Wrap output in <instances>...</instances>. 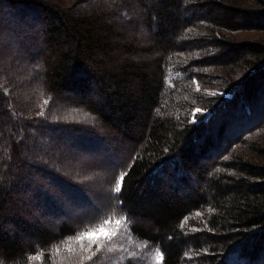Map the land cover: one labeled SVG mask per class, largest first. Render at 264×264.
I'll return each instance as SVG.
<instances>
[{"label": "trees", "instance_id": "1", "mask_svg": "<svg viewBox=\"0 0 264 264\" xmlns=\"http://www.w3.org/2000/svg\"><path fill=\"white\" fill-rule=\"evenodd\" d=\"M255 30L264 0H0V46L31 76L0 56V264H88L65 250L84 228L54 220L48 194L62 141L105 138L130 156L89 223L126 217L163 264H264V126L249 108L264 112V39L233 40ZM230 109L250 125L241 137L214 127Z\"/></svg>", "mask_w": 264, "mask_h": 264}, {"label": "rangeland", "instance_id": "2", "mask_svg": "<svg viewBox=\"0 0 264 264\" xmlns=\"http://www.w3.org/2000/svg\"><path fill=\"white\" fill-rule=\"evenodd\" d=\"M133 11H135V9H133ZM260 37L264 39V31L255 30L252 32H240L234 37L233 40L236 44H238V46H240V43H244L254 38ZM34 42L28 40L26 41V44H34ZM237 52L238 53L233 54H236V57H239L243 51L237 50ZM0 56H2L4 63L3 65L7 67V70H9L10 72L15 71L16 73H19L21 75L26 74V78H28L29 80L31 79V76L28 74V72L25 73L24 71L26 56L18 51V47H12L11 49L7 50L3 49L2 46H0ZM238 59L240 60L241 58H237V60ZM21 68L23 69L21 70ZM24 80L26 79L24 78ZM33 97L34 95L26 96L28 101H34ZM241 99L239 100V103L235 106V108L242 105L244 101ZM249 108L250 114L254 116L252 117L253 119H251L252 121L250 122L252 123L251 126H264V112L262 108L256 105ZM54 109L55 111L58 110L56 106ZM235 111V109H230L229 111H226L225 115L224 113H222V115L218 117V119L220 120L218 121L216 119L217 122L214 123V127L219 126L220 122L224 120L227 124L225 125L226 127L224 128V133H226L227 135L229 131H233L236 136L240 134L239 137H241L245 132L243 131L241 133H237V131L234 130L236 128L238 129V127H242L241 130H245L246 128L250 127V125H242L243 121H241V119L243 117L239 118L238 114L235 113ZM88 123L89 122H83L82 125H86ZM244 123L247 122L244 121ZM72 124L69 127L81 126L80 124L76 123ZM89 125L88 127L90 130H100L99 126H96L95 124L94 126H92L91 123H89ZM260 134L261 135L259 136H261L262 139L259 140V143H262V141L264 142V130L260 132ZM215 137L216 136H214L213 138L215 143L217 144L221 140H218ZM252 138V140H254L255 137L253 136ZM67 141H71L72 143L73 140L69 138V140ZM4 142L5 139L0 140V147L4 144ZM66 143V141H62L59 144L60 150L62 151L61 154L63 155L60 157V175L62 176L64 181H60L57 184L56 192H50L49 194H47L50 195L49 199L52 202H56L60 208L58 213L54 216V220H66L69 222L72 228H84L82 230L84 231L97 225L98 222L92 220V222L89 223L88 221L91 219H95V212L101 210L103 204H106L110 200L112 202V198L110 197V190L113 183H115L116 172L118 171L120 165H122L124 161H126L130 156L131 147L126 143H120L110 138H105L104 141H100L95 144L89 143L85 139L77 143ZM237 150L239 152L242 150V148ZM221 153L213 157L212 160H218ZM151 179L152 178L150 177L147 181H151ZM48 190L50 191V189ZM96 207L98 210L95 209ZM84 212H87V214L89 213V215H84ZM103 212L107 214L109 211H107L106 209L100 211V214H103ZM86 223L87 226L85 225ZM109 227L113 230H115L116 228L114 224L109 225ZM73 243L76 244V250L80 252V245L76 242L75 239ZM84 244L86 247L88 246L87 241H84ZM109 246L113 249L112 251L101 250L100 252H96L94 256L92 255L94 252L91 253V251H96L95 246H93L91 251H89L90 254H87L85 252L80 253H83L81 256L88 261V264H127V261L129 260L135 261L136 264H156L155 253L159 250L154 246H148L147 244H143L134 239L128 233V222L126 226L121 228L119 234L114 238ZM138 247L141 248L139 249ZM89 256H92L91 260L88 259ZM235 263L241 264L240 262H235L233 260L229 261L228 264ZM254 264H262V262L257 261Z\"/></svg>", "mask_w": 264, "mask_h": 264}, {"label": "snow or ice", "instance_id": "3", "mask_svg": "<svg viewBox=\"0 0 264 264\" xmlns=\"http://www.w3.org/2000/svg\"><path fill=\"white\" fill-rule=\"evenodd\" d=\"M47 103V101H45ZM200 109H196V112H200ZM126 173H121L117 178L114 186L113 192L120 193L123 188V182L125 179ZM114 224L116 226L115 230L111 229L109 225ZM127 218L121 217L117 218L115 215L104 218L100 223H98L95 227L88 228L80 233H77L74 239L80 245V252H89L92 247L95 246L96 252H100L101 250L112 251L113 249L109 246L110 243L114 240L115 237L119 234L121 228L126 226ZM84 241L88 242V246L86 247ZM69 252L70 255H78L76 249L69 245L65 249ZM57 256H60V249H56ZM93 256L95 253L92 254ZM37 260H42L41 256L35 257ZM89 260L92 259V256L88 257ZM156 264H163V254L159 251L155 253ZM61 264H63V260H61Z\"/></svg>", "mask_w": 264, "mask_h": 264}]
</instances>
